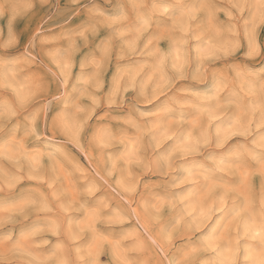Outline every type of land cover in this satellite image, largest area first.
Listing matches in <instances>:
<instances>
[{
    "label": "clouds",
    "instance_id": "obj_1",
    "mask_svg": "<svg viewBox=\"0 0 264 264\" xmlns=\"http://www.w3.org/2000/svg\"><path fill=\"white\" fill-rule=\"evenodd\" d=\"M0 264H264V0H0Z\"/></svg>",
    "mask_w": 264,
    "mask_h": 264
}]
</instances>
